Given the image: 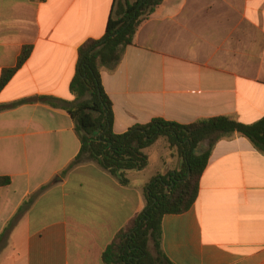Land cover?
<instances>
[{
  "label": "crops",
  "instance_id": "0c3cea01",
  "mask_svg": "<svg viewBox=\"0 0 264 264\" xmlns=\"http://www.w3.org/2000/svg\"><path fill=\"white\" fill-rule=\"evenodd\" d=\"M113 4L0 0V78L32 47L0 93V177L11 181L0 187V264H104L116 234L145 209L147 185L182 169L159 139L127 186L92 161L63 174L81 149L75 123L33 100H75L79 50L104 38ZM101 79L115 134L157 118L255 124L264 118V0H164ZM153 154L163 170L146 178ZM162 232L172 264H264V152L237 133L217 142L196 203L165 215Z\"/></svg>",
  "mask_w": 264,
  "mask_h": 264
},
{
  "label": "trees",
  "instance_id": "16d2710c",
  "mask_svg": "<svg viewBox=\"0 0 264 264\" xmlns=\"http://www.w3.org/2000/svg\"><path fill=\"white\" fill-rule=\"evenodd\" d=\"M163 2L114 0L104 38L89 40L79 50L76 75L70 85L75 100L66 102L47 96L33 100L63 108L75 123L81 149L63 174L92 161L108 171L122 186H127V174L141 172L148 167L146 150L159 139H165L171 149H176L183 161L180 171L155 177L147 185L145 209L116 234L102 254L104 264H172L162 250V219L165 215L184 214L194 206L201 177L216 143L237 133L264 152V118L252 125L229 117L203 119L189 125L157 118L148 124L136 125L124 134L114 133L113 103L103 88L101 71L117 68L125 50L134 44L138 29ZM31 53L32 47H24L16 66L2 72L0 93L28 61ZM29 101L32 100L16 105ZM10 183L9 178L0 177V187Z\"/></svg>",
  "mask_w": 264,
  "mask_h": 264
},
{
  "label": "rangeland",
  "instance_id": "374dc122",
  "mask_svg": "<svg viewBox=\"0 0 264 264\" xmlns=\"http://www.w3.org/2000/svg\"><path fill=\"white\" fill-rule=\"evenodd\" d=\"M158 160H159V158H158ZM158 160H157L156 154L155 155L153 154L151 157V162H152L153 167L146 174V178H150L153 175H155V173H157L158 171L161 172L163 170V166L159 165L160 161L158 162Z\"/></svg>",
  "mask_w": 264,
  "mask_h": 264
}]
</instances>
